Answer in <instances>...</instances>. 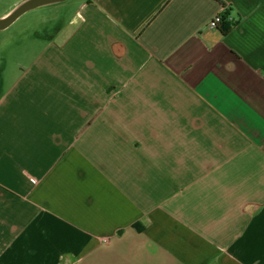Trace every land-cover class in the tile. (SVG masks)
I'll return each mask as SVG.
<instances>
[{
    "label": "crops",
    "instance_id": "0c3cea01",
    "mask_svg": "<svg viewBox=\"0 0 264 264\" xmlns=\"http://www.w3.org/2000/svg\"><path fill=\"white\" fill-rule=\"evenodd\" d=\"M70 6L0 55V264H264V0Z\"/></svg>",
    "mask_w": 264,
    "mask_h": 264
},
{
    "label": "rangeland",
    "instance_id": "374dc122",
    "mask_svg": "<svg viewBox=\"0 0 264 264\" xmlns=\"http://www.w3.org/2000/svg\"><path fill=\"white\" fill-rule=\"evenodd\" d=\"M78 0H69L70 8L64 15L61 12L58 22L67 21L69 14ZM16 0H0V14L8 11ZM49 7L30 10L20 16L15 22L4 30H0V55L8 57V69H16L14 61L19 57H31L39 53L48 41L50 29L57 24L51 19L54 11Z\"/></svg>",
    "mask_w": 264,
    "mask_h": 264
},
{
    "label": "water",
    "instance_id": "95a60500",
    "mask_svg": "<svg viewBox=\"0 0 264 264\" xmlns=\"http://www.w3.org/2000/svg\"><path fill=\"white\" fill-rule=\"evenodd\" d=\"M66 0H23L10 12L0 17V30H4L24 13L43 6L64 2Z\"/></svg>",
    "mask_w": 264,
    "mask_h": 264
},
{
    "label": "built area",
    "instance_id": "2783aa9c",
    "mask_svg": "<svg viewBox=\"0 0 264 264\" xmlns=\"http://www.w3.org/2000/svg\"><path fill=\"white\" fill-rule=\"evenodd\" d=\"M228 7H229L228 5H225L222 12H218L215 15H213L208 21L207 26L209 28H216L225 20L233 22L234 20L233 17H231V15H226L225 17V11L228 9Z\"/></svg>",
    "mask_w": 264,
    "mask_h": 264
},
{
    "label": "trees",
    "instance_id": "16d2710c",
    "mask_svg": "<svg viewBox=\"0 0 264 264\" xmlns=\"http://www.w3.org/2000/svg\"><path fill=\"white\" fill-rule=\"evenodd\" d=\"M229 13H230V9L228 8V9L225 11V17H226V15H229ZM224 22H226V23L228 24V27H227V29H228V28H230V26H231L232 22H230V21H227V20H225ZM229 25H230V26H229Z\"/></svg>",
    "mask_w": 264,
    "mask_h": 264
}]
</instances>
